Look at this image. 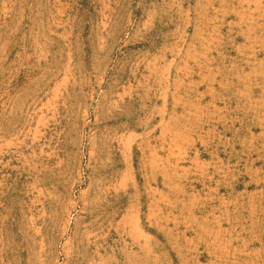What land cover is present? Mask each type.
Instances as JSON below:
<instances>
[{
	"label": "rangeland",
	"instance_id": "374dc122",
	"mask_svg": "<svg viewBox=\"0 0 264 264\" xmlns=\"http://www.w3.org/2000/svg\"><path fill=\"white\" fill-rule=\"evenodd\" d=\"M0 264H264V0H0Z\"/></svg>",
	"mask_w": 264,
	"mask_h": 264
}]
</instances>
